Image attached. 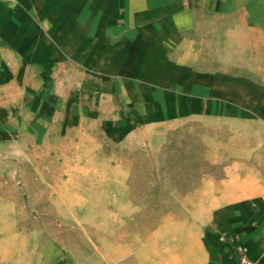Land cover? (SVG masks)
I'll return each instance as SVG.
<instances>
[{"label":"crops","instance_id":"obj_1","mask_svg":"<svg viewBox=\"0 0 264 264\" xmlns=\"http://www.w3.org/2000/svg\"><path fill=\"white\" fill-rule=\"evenodd\" d=\"M261 2L0 0V89L11 83L38 113L84 87L124 98L140 126L200 120L214 132L203 159L216 168L156 216L128 189V232L93 235L87 250L39 240L0 199V264H236L238 242L264 264V86L213 68L204 52L214 35L244 49L245 33L261 30ZM71 66L96 77L70 79Z\"/></svg>","mask_w":264,"mask_h":264},{"label":"rangeland","instance_id":"obj_2","mask_svg":"<svg viewBox=\"0 0 264 264\" xmlns=\"http://www.w3.org/2000/svg\"><path fill=\"white\" fill-rule=\"evenodd\" d=\"M261 13V30L245 33L244 49L216 44L214 35L204 52L213 68L244 73L264 86V2ZM71 67L70 79L96 77ZM8 85L0 89V199L17 204L22 226L39 240L87 250L93 235L128 232V189L144 203L146 216H156L177 205L204 168L216 170L203 159L204 139L214 132L200 120L140 126L124 98L84 87L56 98L53 112L38 113L30 111L25 92L14 98L19 90Z\"/></svg>","mask_w":264,"mask_h":264},{"label":"built area","instance_id":"obj_3","mask_svg":"<svg viewBox=\"0 0 264 264\" xmlns=\"http://www.w3.org/2000/svg\"><path fill=\"white\" fill-rule=\"evenodd\" d=\"M220 239H225L223 234L220 235ZM235 258L236 264H257L256 261L249 258L247 247L239 242L235 245Z\"/></svg>","mask_w":264,"mask_h":264}]
</instances>
